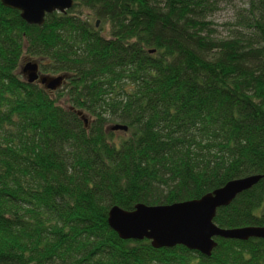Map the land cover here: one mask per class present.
Returning a JSON list of instances; mask_svg holds the SVG:
<instances>
[{
  "label": "trees",
  "instance_id": "trees-1",
  "mask_svg": "<svg viewBox=\"0 0 264 264\" xmlns=\"http://www.w3.org/2000/svg\"><path fill=\"white\" fill-rule=\"evenodd\" d=\"M73 1L40 27L0 4V264H264V239L215 238L204 257L107 224L114 206L260 175L213 223L264 227V0L224 37L210 19L224 0ZM27 60L68 78L29 84Z\"/></svg>",
  "mask_w": 264,
  "mask_h": 264
},
{
  "label": "water",
  "instance_id": "water-1",
  "mask_svg": "<svg viewBox=\"0 0 264 264\" xmlns=\"http://www.w3.org/2000/svg\"><path fill=\"white\" fill-rule=\"evenodd\" d=\"M7 9L19 12L28 25L42 26L45 16L52 13L65 14L74 6L73 0H0ZM98 24V23H97ZM96 24V26H97ZM24 79L37 82L48 91H56L64 85L67 75H45L39 71L37 62L27 60L21 67ZM76 114L88 125L86 116ZM111 131L126 132L127 127L116 124ZM262 176L251 175L227 182L199 199L170 205L146 206L138 204L132 211L112 207L107 215V224L121 240H148L154 249L183 246L204 257H210L216 248L215 238L247 241L251 238L264 239V227L248 226L222 229L213 223L216 211L228 206L237 195L255 186Z\"/></svg>",
  "mask_w": 264,
  "mask_h": 264
},
{
  "label": "rangeland",
  "instance_id": "rangeland-1",
  "mask_svg": "<svg viewBox=\"0 0 264 264\" xmlns=\"http://www.w3.org/2000/svg\"><path fill=\"white\" fill-rule=\"evenodd\" d=\"M244 1L245 0H224L223 3H221L219 9L210 17V19L214 22V25L221 36L224 37L228 35L229 29L233 27V23L235 22L237 11H239V9H242L244 7ZM45 75H50V74H45ZM51 76H57V75H51ZM87 120L90 121L91 119L88 117Z\"/></svg>",
  "mask_w": 264,
  "mask_h": 264
}]
</instances>
